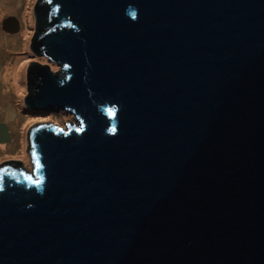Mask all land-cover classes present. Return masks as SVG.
Returning a JSON list of instances; mask_svg holds the SVG:
<instances>
[{"label": "water", "instance_id": "1", "mask_svg": "<svg viewBox=\"0 0 264 264\" xmlns=\"http://www.w3.org/2000/svg\"><path fill=\"white\" fill-rule=\"evenodd\" d=\"M46 7L26 103L78 121L0 181V264H264V0Z\"/></svg>", "mask_w": 264, "mask_h": 264}, {"label": "rangeland", "instance_id": "2", "mask_svg": "<svg viewBox=\"0 0 264 264\" xmlns=\"http://www.w3.org/2000/svg\"><path fill=\"white\" fill-rule=\"evenodd\" d=\"M41 1L0 0V129L6 135L5 141L0 142V167L18 165L27 174L32 173L35 166L34 129L52 124L67 126L78 121L72 111H48L26 103L39 74L32 70L31 62L39 60V65H50V71L64 74L61 64L41 53L40 49L32 48L38 27L36 7ZM10 17L19 26L11 32L4 26L5 20ZM13 65L19 78L16 83L12 76H4L7 68Z\"/></svg>", "mask_w": 264, "mask_h": 264}, {"label": "flooded vegetation", "instance_id": "3", "mask_svg": "<svg viewBox=\"0 0 264 264\" xmlns=\"http://www.w3.org/2000/svg\"><path fill=\"white\" fill-rule=\"evenodd\" d=\"M48 1L49 0H42L36 7L38 27L36 29V34H35L34 41H33L34 43L32 45V48H38L40 49L41 53L44 52L46 54H47V51L45 49V46L41 44V41H43L44 37L48 35L49 33H51L56 27L60 26V25H54V23L59 19V15H58L57 9L52 11V9L50 10L48 7H46V4H48ZM36 78L38 82L41 83L42 76L37 74ZM36 83L37 82L33 83L34 86L36 85ZM18 171H21L24 174H27L18 165H14V166L2 165V167H0V181L4 178V175L11 176L13 174L12 172H18Z\"/></svg>", "mask_w": 264, "mask_h": 264}, {"label": "bare ground", "instance_id": "4", "mask_svg": "<svg viewBox=\"0 0 264 264\" xmlns=\"http://www.w3.org/2000/svg\"><path fill=\"white\" fill-rule=\"evenodd\" d=\"M13 26H14V22H10V24H8V27H9V28H12ZM41 44L45 46L44 41H41ZM14 68H15V69H14ZM15 71H16V66L13 65V66L7 68V70L5 71L4 76H5L6 78H10V77L12 76L13 81L16 83L17 80H18L19 78H17V77H18V74H17ZM41 82H42V81H41ZM36 84H37V83H36ZM35 86H36V85H35Z\"/></svg>", "mask_w": 264, "mask_h": 264}]
</instances>
